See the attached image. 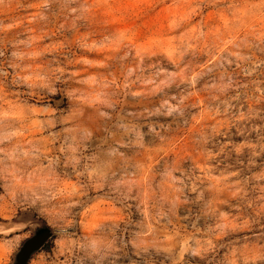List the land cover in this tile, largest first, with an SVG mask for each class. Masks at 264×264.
Wrapping results in <instances>:
<instances>
[{
  "label": "rangeland",
  "instance_id": "1",
  "mask_svg": "<svg viewBox=\"0 0 264 264\" xmlns=\"http://www.w3.org/2000/svg\"><path fill=\"white\" fill-rule=\"evenodd\" d=\"M264 264V0H0V264Z\"/></svg>",
  "mask_w": 264,
  "mask_h": 264
},
{
  "label": "water",
  "instance_id": "2",
  "mask_svg": "<svg viewBox=\"0 0 264 264\" xmlns=\"http://www.w3.org/2000/svg\"><path fill=\"white\" fill-rule=\"evenodd\" d=\"M51 236V231L46 226L37 227L34 234L27 238L15 255L14 264H27L31 255L42 248Z\"/></svg>",
  "mask_w": 264,
  "mask_h": 264
}]
</instances>
